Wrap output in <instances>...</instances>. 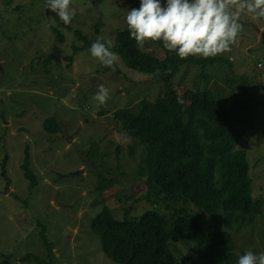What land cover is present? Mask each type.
<instances>
[{
	"label": "rangeland",
	"instance_id": "obj_1",
	"mask_svg": "<svg viewBox=\"0 0 264 264\" xmlns=\"http://www.w3.org/2000/svg\"><path fill=\"white\" fill-rule=\"evenodd\" d=\"M139 6L140 0H72L76 14L64 25L46 0H0V264H37L23 260L27 255L49 262L42 236L54 246V264H118L106 257L91 229L104 205L118 220L130 206L136 218L155 208L173 213L162 202L145 200L147 185L137 175L143 149L113 118L117 109L142 99L156 102L164 85L126 68L119 57L114 69L101 65L77 34L91 41L104 36L115 44L128 10ZM240 23L232 51L216 56L229 59L231 70H208L213 74L208 88L233 108L232 123L252 125L237 148L247 153L252 196L262 208L249 226L230 229L238 257L249 250L264 252V18L242 11ZM51 27L63 34V42ZM150 44L141 50L163 59L164 51ZM101 84L110 90L106 105L94 99ZM174 84L181 99L192 103V92L202 85L201 69L183 67ZM245 101L248 107L241 109ZM49 118L58 121L60 132H46ZM26 146L38 181L34 189L21 168ZM100 173L117 176L122 184L99 194ZM202 246L172 248L181 260L195 257Z\"/></svg>",
	"mask_w": 264,
	"mask_h": 264
},
{
	"label": "trees",
	"instance_id": "obj_2",
	"mask_svg": "<svg viewBox=\"0 0 264 264\" xmlns=\"http://www.w3.org/2000/svg\"><path fill=\"white\" fill-rule=\"evenodd\" d=\"M99 25L98 22L96 32ZM51 32L64 41L58 29L51 27ZM77 34L84 48L90 49L93 41L81 32ZM150 45L161 48L164 58L141 50L130 39L127 25L117 32L112 51L123 65L154 76L164 89L156 102L142 99L134 107L117 109L113 118L143 149L137 175L147 185L145 200L162 202L165 210L173 209V213L155 208L136 218L130 215V206L125 209L124 218L118 220L104 205L91 229L99 236L106 257L118 264H237L236 241L231 231L234 226L236 232L249 226L254 216L261 214L262 203L252 196L247 153L237 148L252 125L233 124V108L224 104L221 93L208 88L209 77L213 76L208 70H231L233 64L222 57L190 56L182 60L168 52L161 42ZM187 65L201 69L202 85L192 92V103H179L178 99H182L174 80ZM248 104L245 101L243 106L237 105L245 109ZM44 129L51 134L61 131L55 118L46 119ZM21 168L29 188L34 189L38 181L30 168L28 146ZM120 184L119 177L100 173L96 189L103 194ZM100 202L106 201L102 198ZM42 239L49 262L32 255L23 260L54 264V246L45 237ZM191 242L204 246L195 257L187 254L178 259L174 253L177 249L172 247Z\"/></svg>",
	"mask_w": 264,
	"mask_h": 264
},
{
	"label": "clouds",
	"instance_id": "obj_3",
	"mask_svg": "<svg viewBox=\"0 0 264 264\" xmlns=\"http://www.w3.org/2000/svg\"><path fill=\"white\" fill-rule=\"evenodd\" d=\"M46 8L64 25H70L76 14L72 0H46ZM242 11L264 18V0H140L139 8L128 10L126 24L130 39L141 48L161 42L182 60L207 59L232 51L243 29ZM113 47V40L99 36L89 51L101 65L114 69L118 56ZM110 98L109 88L99 85L94 99L106 105ZM237 264H264V252L246 251Z\"/></svg>",
	"mask_w": 264,
	"mask_h": 264
}]
</instances>
